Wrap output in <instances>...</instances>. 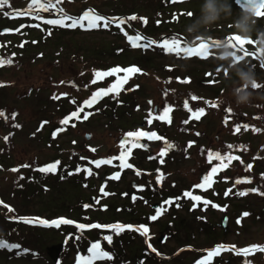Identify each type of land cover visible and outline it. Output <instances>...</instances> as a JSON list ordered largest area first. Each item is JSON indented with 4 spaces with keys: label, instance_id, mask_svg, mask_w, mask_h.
Segmentation results:
<instances>
[{
    "label": "rangeland",
    "instance_id": "1",
    "mask_svg": "<svg viewBox=\"0 0 264 264\" xmlns=\"http://www.w3.org/2000/svg\"><path fill=\"white\" fill-rule=\"evenodd\" d=\"M203 2L9 0L13 15L0 11V240L20 246L0 248V264H264L261 251L207 257L264 241V15L249 54L221 60L212 42L238 34L250 6L228 0L231 17L207 28ZM89 10L116 22H61ZM249 71L257 89L238 102ZM240 123L245 137L231 133Z\"/></svg>",
    "mask_w": 264,
    "mask_h": 264
},
{
    "label": "snow or ice",
    "instance_id": "2",
    "mask_svg": "<svg viewBox=\"0 0 264 264\" xmlns=\"http://www.w3.org/2000/svg\"><path fill=\"white\" fill-rule=\"evenodd\" d=\"M57 2H59V0H57ZM173 2H175V0H173ZM237 3L242 4V6H250V7H245V8H254L256 10V15L257 16L264 15V0H237ZM6 6L10 7L9 0H0V10H3ZM3 14L5 16H12L13 15V13H10V12H7V11H5ZM22 14L23 13H15V15H22ZM187 15L191 16L192 13L188 12ZM131 19H136V17L133 16V17H131ZM64 20H71L72 21L71 24L67 25L69 27H72V26L76 25L77 23H80L81 26H83L82 21L88 20L89 21V23H88V27L89 28H93V27H104V28H107L109 26V24L116 22V21H113V20H111L109 18H105V17L100 16V15H93L91 13V10H89L88 12H85L81 17H79L77 19H72L71 17H63L61 22H63ZM100 22H103V23L101 24ZM146 22L147 21L145 20V23ZM48 23H57V21H48ZM117 23H118V26H119V24H123L124 21H119ZM225 42L230 44L234 49H237L238 51L243 53V55H239V56L236 57V59L238 61L241 60V59H244V56H247L249 54L243 48V45L245 44L246 40L242 39L239 34H231V35H229L228 37L225 38ZM247 42L250 43L251 41H247ZM152 43H155V42L154 41H149L148 44H146L144 46L145 47L150 46ZM212 43H213L214 47H216L218 45V43H214V42H212ZM162 46L167 48L169 51L173 50V48L178 49L179 48V38L178 37L171 38V43H169V41H164ZM199 47L200 48H205L206 45L202 42L199 45ZM187 51L193 52L194 49L193 48H188ZM0 63H2V61H0ZM262 66H264V65H262ZM97 75H99V73H97ZM206 75H211V74H206ZM258 86H260V85H258ZM96 95H99V93H97ZM81 111H82V109H81ZM228 111H230V109ZM200 112L202 113L203 109H201ZM0 115H2V114H0ZM72 115L73 116H77V118H79L76 113H73ZM197 118H199L198 114H197ZM83 119H87V115H85L83 117ZM62 123L67 124L68 120H64V121H62ZM237 130H239V129H237ZM129 135H134V134L130 133ZM153 135H155V133H153ZM168 147H171V145H169ZM217 158L223 159V158L219 157L218 154H217ZM232 158L233 157H228L229 160H231ZM235 159H239V158L235 157ZM249 167H251V165H249ZM50 170H53V169H51V168L41 169V171H50ZM212 171L214 172L215 169H213ZM203 180L205 182H207L209 180V177L206 175V176L203 177ZM247 182H250V181H247ZM203 186L204 185L201 184V185H198L197 187H203ZM101 191H103V189H101ZM253 191H257V190L253 189ZM246 194H247V192H241L240 193V195H246ZM262 194H264V193H262ZM184 195L188 196V195H190V193H185ZM133 199H135V197H133ZM195 199L199 200L200 197H195ZM165 203H170V201H166ZM177 206H179V205H177ZM160 211H162V210H158L156 212V214L151 217V219L155 220L157 218V216L160 215ZM247 215H248V213H243L242 214V216H247ZM18 219H23V218H18ZM25 222H29V221H25ZM64 222L65 223H69V221H64ZM53 223H56V222L53 221ZM238 223H239V221H238ZM81 227H84V226L81 225ZM124 227H131V226H119V227H117V231L122 230ZM141 228H142L143 234L146 235L148 233V228L144 227V226H141ZM137 230H139V229H137ZM108 239H109V242H110V237ZM2 247H7L9 249H13V248H19L20 246L18 244H9V243H7V242H5L3 240H0V248H2ZM99 248H100L99 244H94L92 246V249H99ZM149 248H151L153 252L157 251L155 248H152L151 244H149ZM222 249L225 250V251L231 250V251H234L237 255H244V256L252 254L255 251L264 252V247H259V246H254V247L246 248V249H235L234 246L231 247V248H224L223 246H218L214 250L209 251L207 253L208 259H210L214 255L219 254V252ZM95 255L99 256V257H102V258H106V259H112V257L110 256L109 253L103 252V251H97V252H95ZM81 261L82 262L84 261L83 257H81ZM84 264H91V261L89 260L87 262H84ZM202 264H207V261H203ZM244 264H249V262L247 260H245Z\"/></svg>",
    "mask_w": 264,
    "mask_h": 264
},
{
    "label": "clouds",
    "instance_id": "3",
    "mask_svg": "<svg viewBox=\"0 0 264 264\" xmlns=\"http://www.w3.org/2000/svg\"><path fill=\"white\" fill-rule=\"evenodd\" d=\"M200 13L202 14V22L207 28L212 24L216 23L224 17H231L232 8L231 4L228 3V0H204L201 5ZM257 24V15L256 10L254 8H245L243 9L237 18L234 20V27L237 30V33L241 35L244 39H250L251 35L255 29ZM189 33H192V29L187 27L186 29ZM261 36V45H264V32L260 33ZM218 49H223V52L219 54V59L227 60L231 58L234 62H240L236 59L237 54L235 50L231 49V45L228 43H221L216 46ZM242 79L244 81V90L245 95L240 97L238 102H244L249 99V95L247 93V89L251 88L253 90L257 89V79L255 77V73L253 71H249L248 73H241ZM238 92L240 90H237Z\"/></svg>",
    "mask_w": 264,
    "mask_h": 264
},
{
    "label": "flooded vegetation",
    "instance_id": "4",
    "mask_svg": "<svg viewBox=\"0 0 264 264\" xmlns=\"http://www.w3.org/2000/svg\"><path fill=\"white\" fill-rule=\"evenodd\" d=\"M0 11H4V12H5V11H7V10L4 8L3 10H0ZM7 12H8V11H7ZM239 126H240L239 128H238V127H237V128H233V127H232V128H231V133H232V130H233V129H235V132H236L237 129H239V130H237V131L240 132L239 135L242 134L243 136L246 135V134H248V133H250V131H251V127H249V126H245L244 123H240ZM244 126L246 127V128H245L246 130H245L244 132H242L243 129H244ZM243 136H242V137H243ZM244 137H245V136H244ZM241 140H242V143H247L248 145L250 144V143H249L250 141H248L246 138H239V139H238V141H241ZM257 146L260 147L262 150L264 149V146H262L261 144H259V145H257ZM258 150H259V148H258ZM245 155L247 156L248 154L246 153ZM245 165L247 166L248 164L245 162Z\"/></svg>",
    "mask_w": 264,
    "mask_h": 264
},
{
    "label": "trees",
    "instance_id": "5",
    "mask_svg": "<svg viewBox=\"0 0 264 264\" xmlns=\"http://www.w3.org/2000/svg\"><path fill=\"white\" fill-rule=\"evenodd\" d=\"M222 245V244H221ZM219 246V245H218ZM254 246H259V247H264V241H261V242H258V241H253V242H251L250 244H249V246L247 247V248H251V247H254ZM224 248H231V247H225V246H223ZM183 248H186V247H183ZM215 248H217V246H215V247H211V248H209L208 250L209 251H212V250H214ZM185 251H195L194 249H191V248H187V249H185ZM221 251H223V249L221 250Z\"/></svg>",
    "mask_w": 264,
    "mask_h": 264
},
{
    "label": "crops",
    "instance_id": "6",
    "mask_svg": "<svg viewBox=\"0 0 264 264\" xmlns=\"http://www.w3.org/2000/svg\"><path fill=\"white\" fill-rule=\"evenodd\" d=\"M213 247H215V246H213Z\"/></svg>",
    "mask_w": 264,
    "mask_h": 264
}]
</instances>
